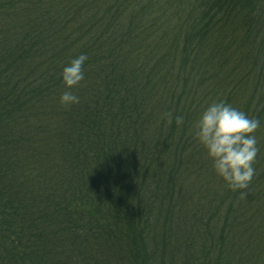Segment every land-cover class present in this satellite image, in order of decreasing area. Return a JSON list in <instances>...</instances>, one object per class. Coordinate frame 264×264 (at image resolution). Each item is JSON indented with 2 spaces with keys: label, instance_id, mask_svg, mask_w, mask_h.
Instances as JSON below:
<instances>
[{
  "label": "trees",
  "instance_id": "1",
  "mask_svg": "<svg viewBox=\"0 0 264 264\" xmlns=\"http://www.w3.org/2000/svg\"><path fill=\"white\" fill-rule=\"evenodd\" d=\"M220 101L243 190L193 136ZM0 264H264V0H0Z\"/></svg>",
  "mask_w": 264,
  "mask_h": 264
},
{
  "label": "clouds",
  "instance_id": "2",
  "mask_svg": "<svg viewBox=\"0 0 264 264\" xmlns=\"http://www.w3.org/2000/svg\"><path fill=\"white\" fill-rule=\"evenodd\" d=\"M86 59L87 56L81 54L62 68L60 76L66 89L83 80L82 65ZM79 99L66 90L60 95L59 102L67 106L79 103ZM165 118L168 123L172 122L169 113ZM175 120L178 125L183 123L182 117L177 116ZM259 124L258 119L249 118L223 101L210 104L195 121L194 138L211 159L216 175L233 191L248 188L254 175L253 162L258 147L253 133ZM241 195L245 193L241 191Z\"/></svg>",
  "mask_w": 264,
  "mask_h": 264
}]
</instances>
